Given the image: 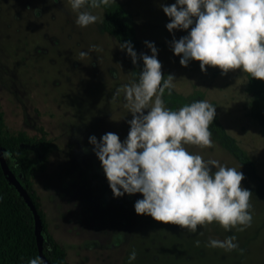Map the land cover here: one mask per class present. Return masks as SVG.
<instances>
[{
  "label": "rangeland",
  "instance_id": "1",
  "mask_svg": "<svg viewBox=\"0 0 264 264\" xmlns=\"http://www.w3.org/2000/svg\"><path fill=\"white\" fill-rule=\"evenodd\" d=\"M173 2L114 0L109 6L118 5L131 23L138 55L150 54L143 41L155 43L162 75L175 78L173 93L186 96L198 90L216 105L219 122L244 156H235L213 136L210 148L186 147L240 168L241 185L252 192V223L243 231H226L213 221L189 232L136 214L133 204L140 193L112 196L88 136L127 135L131 113L123 92L112 94L135 79L142 61L133 65L116 39L101 29L104 6L92 9L99 17L96 23L80 27L68 0H0V110L8 131L39 135L43 127L53 144L42 169L33 151L28 156L47 228L69 264H264V134L247 114L246 73L234 69L221 75L218 67L208 66L202 72L196 60L181 66L167 43L173 36L165 28L170 18L159 7ZM186 32L174 30L176 38ZM89 44L98 47L89 51ZM81 50L89 55L80 57ZM164 99L172 108L186 103L168 95ZM232 234L238 249L207 246L209 237L222 240ZM132 251L135 258L129 260Z\"/></svg>",
  "mask_w": 264,
  "mask_h": 264
},
{
  "label": "clouds",
  "instance_id": "2",
  "mask_svg": "<svg viewBox=\"0 0 264 264\" xmlns=\"http://www.w3.org/2000/svg\"><path fill=\"white\" fill-rule=\"evenodd\" d=\"M114 0H68L76 13L74 23L86 27L99 19L92 9L107 7ZM159 7L170 19L165 28L172 33L167 41L181 66L199 61L202 72L218 67L221 75L239 69L264 81V0H174ZM174 30H187L175 37ZM150 54L138 55L130 40L119 44L133 65L135 79L119 85L113 96L123 92L125 108L131 113L127 135L115 132L88 136L91 151L98 158L114 198L140 193L133 204L136 214L179 225L189 232L213 221L226 231H243L252 223V192L241 185L243 173L217 159H205L187 145L210 148L214 144L210 125L216 105L207 99H194L177 108L164 99L175 89L173 74L162 75L158 48L145 40ZM89 44V51L97 49ZM81 50L80 57L89 55ZM87 152L88 148L82 147ZM2 155H6L3 152ZM213 166V167H210ZM239 226V227H237ZM199 245L200 241H194ZM207 246L225 251L238 249L234 234L224 239L209 237ZM129 253V260L135 258ZM26 264H45L40 256Z\"/></svg>",
  "mask_w": 264,
  "mask_h": 264
},
{
  "label": "trees",
  "instance_id": "3",
  "mask_svg": "<svg viewBox=\"0 0 264 264\" xmlns=\"http://www.w3.org/2000/svg\"><path fill=\"white\" fill-rule=\"evenodd\" d=\"M100 26L104 32L111 34L119 44L125 40H130L133 44V27L131 23L123 19L122 10L118 5L103 7ZM246 76V91L249 94L247 114L259 123L261 132L264 134V81L253 78L247 73ZM171 96L188 103L194 99H202L203 93L194 90L186 96L177 93H173ZM164 97H167V92ZM177 100L176 102L179 103ZM209 127L215 140L222 146L235 156L240 154L244 156V153H240L233 138L225 132L216 115ZM46 135L47 132L43 127H40L39 135L28 134L24 130L8 131L0 110V145L3 148L2 153L6 152V155H2V157L9 171L19 180L35 205L41 220L42 253L52 264H69L64 248L47 228L45 213L41 208L39 195L32 182L33 168L28 152L33 151L39 169L44 168L47 156L53 147L51 140ZM37 255L39 256V252L32 211L23 196L8 179L0 164V264H26L29 258Z\"/></svg>",
  "mask_w": 264,
  "mask_h": 264
},
{
  "label": "water",
  "instance_id": "4",
  "mask_svg": "<svg viewBox=\"0 0 264 264\" xmlns=\"http://www.w3.org/2000/svg\"><path fill=\"white\" fill-rule=\"evenodd\" d=\"M2 151H3V148L0 145V164H1L2 170L4 171V173L7 174L8 179L13 183L15 188L20 192V194L23 196L25 202L29 206L30 210L32 211V215L34 218V232H35V238H36L39 256L45 261V264H52L49 262V260L42 253V247H41L42 241H41V236H40L41 220L39 218V215L37 213L35 205L31 201L28 193L21 186L20 182L15 178V176L12 175V173L7 168V166L3 160V157H2Z\"/></svg>",
  "mask_w": 264,
  "mask_h": 264
}]
</instances>
